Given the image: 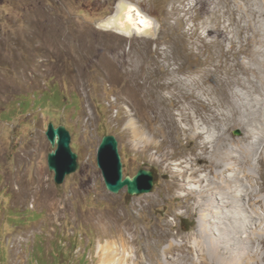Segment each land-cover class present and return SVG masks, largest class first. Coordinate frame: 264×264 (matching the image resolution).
<instances>
[{"label":"rangeland","instance_id":"obj_1","mask_svg":"<svg viewBox=\"0 0 264 264\" xmlns=\"http://www.w3.org/2000/svg\"><path fill=\"white\" fill-rule=\"evenodd\" d=\"M120 1L156 35L105 27ZM255 34L264 0H0V264H100V245L133 234L154 261L167 246L159 235L195 232V199L174 186L195 157L188 114L227 108L236 62L248 61L240 43ZM50 122L70 130L78 153L62 184L48 165ZM107 134L124 175L154 172L150 192L107 188L97 164Z\"/></svg>","mask_w":264,"mask_h":264},{"label":"bare ground","instance_id":"obj_2","mask_svg":"<svg viewBox=\"0 0 264 264\" xmlns=\"http://www.w3.org/2000/svg\"><path fill=\"white\" fill-rule=\"evenodd\" d=\"M103 23L127 35L134 31L118 24L115 14ZM136 29L155 36L156 29ZM243 38L240 45L250 46L248 61L236 62L230 84L237 87L224 97L227 108L207 103L200 114H188L197 137L195 157L179 163L185 176L174 186L195 199L193 207L201 214L196 231L171 241L159 235L167 246L154 261L134 247L135 234L121 237L99 246L100 264H264V183L259 180L264 178V35ZM235 129L242 135L232 136Z\"/></svg>","mask_w":264,"mask_h":264},{"label":"water","instance_id":"obj_3","mask_svg":"<svg viewBox=\"0 0 264 264\" xmlns=\"http://www.w3.org/2000/svg\"><path fill=\"white\" fill-rule=\"evenodd\" d=\"M127 5L128 7L124 9ZM115 15L118 24L123 23L138 33L141 32L136 27L138 29L148 27L144 31L156 29V23L151 18L138 6L126 1L118 3ZM46 135L54 147L48 155L49 169L54 172L56 183L62 184L67 175L78 170V153L72 148V135L64 124L56 126L50 122ZM97 164L102 170L107 188L114 193L126 188L130 195L143 194L150 192L154 186V172L150 169L142 168L132 176L124 175L119 140L113 134H107L102 138L98 148Z\"/></svg>","mask_w":264,"mask_h":264}]
</instances>
